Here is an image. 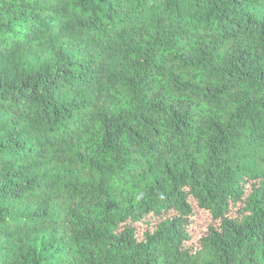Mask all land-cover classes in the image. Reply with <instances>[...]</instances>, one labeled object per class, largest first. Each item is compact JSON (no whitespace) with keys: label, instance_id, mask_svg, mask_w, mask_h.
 Wrapping results in <instances>:
<instances>
[{"label":"trees","instance_id":"trees-1","mask_svg":"<svg viewBox=\"0 0 264 264\" xmlns=\"http://www.w3.org/2000/svg\"><path fill=\"white\" fill-rule=\"evenodd\" d=\"M0 264H264V0H0Z\"/></svg>","mask_w":264,"mask_h":264},{"label":"rangeland","instance_id":"rangeland-1","mask_svg":"<svg viewBox=\"0 0 264 264\" xmlns=\"http://www.w3.org/2000/svg\"><path fill=\"white\" fill-rule=\"evenodd\" d=\"M206 219H207L206 213H199V215L193 220L191 227L195 233L201 232L203 228V224L206 222Z\"/></svg>","mask_w":264,"mask_h":264},{"label":"clouds","instance_id":"clouds-1","mask_svg":"<svg viewBox=\"0 0 264 264\" xmlns=\"http://www.w3.org/2000/svg\"><path fill=\"white\" fill-rule=\"evenodd\" d=\"M75 11L79 12V9L77 8V9H75ZM5 19H10V17H5ZM185 19H187V17ZM37 245H38V242H37ZM37 245H34V246H37ZM13 251H15V249H13Z\"/></svg>","mask_w":264,"mask_h":264}]
</instances>
